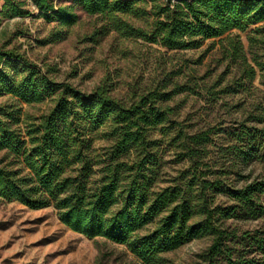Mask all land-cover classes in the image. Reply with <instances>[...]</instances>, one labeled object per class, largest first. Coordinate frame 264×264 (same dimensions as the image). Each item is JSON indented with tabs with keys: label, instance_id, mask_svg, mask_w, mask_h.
I'll return each instance as SVG.
<instances>
[{
	"label": "trees",
	"instance_id": "obj_1",
	"mask_svg": "<svg viewBox=\"0 0 264 264\" xmlns=\"http://www.w3.org/2000/svg\"><path fill=\"white\" fill-rule=\"evenodd\" d=\"M89 15L108 18L112 29L158 46L197 48L218 38L235 64L237 78L226 91L264 86V23L250 30L244 48L238 33L264 22V0H72ZM38 16L56 27L43 40H61L77 16L53 0H29ZM26 0H3L0 16L22 17ZM152 19L134 28L132 19ZM60 28V29H56ZM235 87V88H234ZM176 93L150 90L136 100L113 97L106 82L90 93L57 83L18 48L0 45V198L31 209L52 207L58 220L88 238L125 244L142 264H161L162 253L207 236L198 264H264V229L238 234L229 219L264 218V93L253 114L228 133L227 152L242 166L260 164L258 180L225 186L219 173L198 170L210 142L208 131L177 132L189 169L158 188L160 136L170 128ZM49 100L39 116L23 105ZM251 121V124H247ZM101 140L103 144H97ZM225 196L228 205H214ZM152 230L139 234L148 225Z\"/></svg>",
	"mask_w": 264,
	"mask_h": 264
},
{
	"label": "rangeland",
	"instance_id": "obj_2",
	"mask_svg": "<svg viewBox=\"0 0 264 264\" xmlns=\"http://www.w3.org/2000/svg\"><path fill=\"white\" fill-rule=\"evenodd\" d=\"M26 2L22 8L28 11L27 15L0 16V45L18 48L55 82L90 93L104 81L113 97L125 101L136 100L150 90L176 92L166 103L173 109L170 128L163 136L154 133L160 140V177L156 187L168 186L179 172L189 169L181 141L174 139L180 130L185 134L209 132L210 142L198 167L206 176L217 172L225 186L234 188L259 179L260 164L242 166L226 149L228 133L250 114H256L253 107L261 101L264 86L257 75L251 84L245 83L234 92L224 91L233 85L238 74L235 64L222 55L218 38L205 40L197 48L169 50L112 29L106 16L86 14L72 0H53L55 4L71 6L77 20L61 30L65 33L61 40L43 43L56 24L39 17L38 10L29 0ZM2 3L0 0V6ZM151 22V18L130 20L134 28L146 29ZM263 23L238 33L245 49L250 30ZM258 35L264 36V32ZM4 100L0 97V102ZM50 107L49 100L23 105L25 112L35 117ZM260 201L264 203V194ZM213 204L225 207L229 202L218 194ZM153 226L148 225L139 234L149 232ZM226 226L238 234L252 232L264 229V218L229 219ZM209 245L207 236L192 239L162 253L161 264H198ZM0 264L142 263L125 244L102 237L88 238L70 230L58 220L52 207L31 209L0 198Z\"/></svg>",
	"mask_w": 264,
	"mask_h": 264
}]
</instances>
